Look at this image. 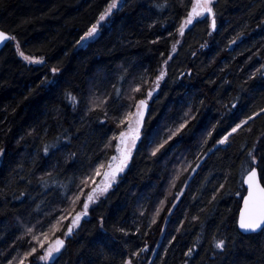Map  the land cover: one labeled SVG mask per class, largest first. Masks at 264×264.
<instances>
[{
    "label": "trees",
    "instance_id": "16d2710c",
    "mask_svg": "<svg viewBox=\"0 0 264 264\" xmlns=\"http://www.w3.org/2000/svg\"><path fill=\"white\" fill-rule=\"evenodd\" d=\"M109 2L0 0V30L15 35L25 55L44 61L24 60L16 41L0 53V147L5 150L0 157V264L28 250L25 226L36 225L38 231L37 220L47 223L45 214L58 215L57 209L69 207L62 202L65 189L60 185L74 190L90 163L103 158L107 164L115 154L116 141L107 149L104 145L121 129L111 119L100 124L102 114H85L83 104L74 108L66 94L110 92L113 85L126 92L141 75L154 79L176 41L177 54L148 102L141 139L127 168L106 195L90 205L56 264H123L127 254L143 247L148 251L133 258V264H264V232L243 235L238 229L246 194L241 163L247 158L241 149L246 153L257 139L262 141L257 147L264 146V115L244 126L251 131L242 129L230 137L231 147L217 145L221 150L215 155L208 151L225 129L264 108V0H214L216 30L210 27V16L199 17L183 37L177 28L194 0H121L123 6L101 21L99 35L84 46L78 44ZM190 107L196 119L152 156L155 144L148 138L161 142ZM213 127L201 149L206 131ZM32 129L36 131L28 135ZM67 136L72 137L70 144ZM54 143L57 147H50L45 156L43 146ZM70 153L79 159L75 167ZM180 155L187 161L200 155L205 162L186 189L181 185L188 173L181 175L157 222L149 226L157 199L168 193L173 161ZM225 173L227 183L217 192ZM181 190L184 195L168 215ZM141 209H147L143 216ZM194 215L200 221L192 220ZM121 227L127 235L117 231ZM213 236L226 240L223 255L213 256ZM190 247L191 258L185 255ZM29 260L47 264L35 256Z\"/></svg>",
    "mask_w": 264,
    "mask_h": 264
},
{
    "label": "snow or ice",
    "instance_id": "6c2138e0",
    "mask_svg": "<svg viewBox=\"0 0 264 264\" xmlns=\"http://www.w3.org/2000/svg\"><path fill=\"white\" fill-rule=\"evenodd\" d=\"M214 0H194L191 10L188 11L186 17L183 19L180 26L177 28V32L180 37L185 34V29L193 24V21L198 17H211L210 27L212 31L216 30V13L213 8ZM121 0H110L103 12L100 14L98 20L93 23L87 31L79 38L78 44L84 46L89 40L95 39L101 21L106 20L112 15L113 9L122 7ZM209 35L212 33L209 32ZM239 38V37H238ZM5 41H16V48L19 55L23 57L24 60L29 63H43L42 58H34L30 55H25L23 51H20V45L17 41L15 35H12L4 30H0V44H4ZM156 41H153L155 43ZM180 41L173 43L171 47L170 54L166 59L163 60L161 67L158 69L157 74L154 79L141 75L138 79V83H134L129 86V89L121 91L115 85L112 86V91H105L100 93L98 90H89V92L83 96L77 97L71 92L67 93V99L71 102L72 106L79 104L84 105L85 114H91L93 112H100L104 119L99 120L100 124H104L106 120L111 119L117 128H120L118 134L111 136L107 143H105L104 148L107 149L112 146V141H116L114 151L115 154L107 158V164L104 163L103 158L98 159L94 163H90V167L83 171L81 175L77 178L78 183H74V190L68 189L65 185H60L64 188L63 193V203H66L68 208L57 209L58 215L52 213L45 214L47 223L37 220V225H39V230L37 231L36 225L25 226L24 236L28 237L25 243L28 245V250L22 255L18 253L17 257H13L8 260L7 264H32L29 260L30 257H36L39 261L47 262V264H56V258L58 254L61 253L62 249L65 248V239L73 234L74 229L80 226V221L82 218L88 216L89 207L93 203H97L100 197L105 196L108 190L112 187L113 183L116 182L117 176L127 168L128 163L132 156V151L136 147V142L141 139V129L144 125L145 114L148 111V102L152 99L153 94L159 90L161 81H163L167 75L168 62L173 59V55L177 54V45ZM231 43L235 44L236 40H232ZM202 44L201 47H205ZM195 55V53H193ZM53 72L57 69L53 68ZM191 75V72L188 73ZM121 81L125 80V76L120 77ZM143 90V91H142ZM140 94V98L137 97ZM201 103H203L201 101ZM233 108L236 104L233 103ZM111 112V115H110ZM192 108L190 107L187 112L181 117V122L175 127V129L169 128L168 135L161 142H157L154 137H149L148 142L150 144H155V147L151 151L152 156H156L158 152L168 143L174 136L179 134L183 129H185L189 122L196 119L195 115H192ZM264 115V108L259 111L248 115L246 119H242L235 123L234 126H230L225 129L223 133H220L217 140L213 142V147L209 148L208 151L215 155L216 152L221 149L217 145H223L231 147L230 137H234L240 130L244 129L245 125H249L250 121H253L258 116ZM246 131H251L249 126ZM32 129L28 135H32L35 132ZM215 128L206 131L205 138L201 141L200 147L203 149L207 145V141L212 137ZM78 138V137H77ZM23 139V137H21ZM67 142L70 144L72 137H66ZM59 141V138H58ZM262 144L261 139H257L256 143L248 148L246 153L244 148L241 152L246 155V161L241 163V182L242 185H247L245 191L246 196L242 197L243 208L240 210L238 226L245 232L255 233L258 230L264 232V146L258 148L257 145ZM50 147L56 148L57 144L43 146V153L45 156L48 155ZM225 148V150H226ZM5 150L0 147V157H3ZM203 154V153H202ZM69 158L72 160L73 167L79 163V159L76 153H70ZM91 161V158H88ZM205 161L200 159V155L195 157L194 161H187V157L180 155L173 161V179L170 181V187L168 193L164 195V199L160 200L158 206L155 207L153 218L150 221V225L155 224L157 221L156 216L160 215V211L163 209L166 201L168 200V194L171 192L172 188L176 187V181L180 179L183 173H188L182 183V189L188 187V181L193 179L196 174V170L201 167ZM195 165V166H193ZM191 170V171H189ZM46 175L51 176V173H46ZM229 173H225L224 183H220L217 186L216 191L224 189L227 183ZM96 177H100L97 181ZM41 183L47 185V181L44 177L40 178ZM184 192L177 191L173 197V202L170 204L168 215H171V209L177 207V198L183 196ZM239 195V193H237ZM193 199H195L193 197ZM216 200V195L212 196V201ZM77 205H79V210H76ZM147 209H141L140 215L143 216ZM201 212L204 209L200 210ZM48 217H51L48 219ZM185 218H187L185 216ZM194 221H200L199 215H194L192 217ZM67 222L66 227L61 228ZM101 226H103V220L100 221ZM203 227L204 222H201ZM183 227V224L180 225ZM62 232L64 238L56 237L55 239L50 238V233L52 235L55 232ZM117 231L127 235L128 233L124 228H118ZM139 232V229H137ZM17 239H22V237H17ZM175 240V236L172 237ZM199 239V237L197 238ZM195 247V246H194ZM194 247L188 248L185 253L186 256L191 258L194 254ZM213 256L223 255L226 251V240L217 239L213 236L212 239ZM148 248L143 247L138 251L131 252L127 254V258L124 259L123 264H133V258H139L141 252H147Z\"/></svg>",
    "mask_w": 264,
    "mask_h": 264
},
{
    "label": "water",
    "instance_id": "95a60500",
    "mask_svg": "<svg viewBox=\"0 0 264 264\" xmlns=\"http://www.w3.org/2000/svg\"><path fill=\"white\" fill-rule=\"evenodd\" d=\"M10 42H11V41H5L4 44H0V53H1L2 50L8 45V43H10ZM148 110H149V106H148ZM147 113H148V111H147ZM147 113L145 114V117H146ZM144 120H145V118H144ZM0 168H1V161H0ZM244 187H245V189H246L247 185H244ZM246 195H247V193H246ZM246 195H245V196H246ZM242 208H243V201H242L241 209H242ZM241 209H240V210H241ZM238 219H239V217H238ZM238 229H239V232H240L241 234H243V235H252V234H257V233H260V232H261L260 230H258V231L255 232V233H252V232H245L243 229H240L239 226H238Z\"/></svg>",
    "mask_w": 264,
    "mask_h": 264
},
{
    "label": "rangeland",
    "instance_id": "374dc122",
    "mask_svg": "<svg viewBox=\"0 0 264 264\" xmlns=\"http://www.w3.org/2000/svg\"><path fill=\"white\" fill-rule=\"evenodd\" d=\"M206 16H207V15H206ZM198 18H199V17H198ZM98 35H99V30H98V32H97L96 37H97ZM91 40H92V39H91ZM89 41H90V40H89ZM136 144H137V142H136ZM133 150H134V149H133ZM132 152H133V151H132ZM119 177H120V175H119ZM167 192H168V190H167ZM156 199H157V197H156ZM156 199H155V200H156ZM160 200H162L161 197L157 199V201H156V203H155L156 206H158V203H159ZM156 206H155V207H156ZM58 233H60V232H59V231H58V232H55V234H54V235H51L50 238H51L52 236H53V239H55L56 237L64 238L63 236L58 235ZM68 238H69V237H68ZM68 238H67V239H68ZM67 239H65V240H67ZM14 262H15V261H14ZM26 262H27V261H26ZM15 264H16V262H15Z\"/></svg>",
    "mask_w": 264,
    "mask_h": 264
},
{
    "label": "bare ground",
    "instance_id": "6f19581e",
    "mask_svg": "<svg viewBox=\"0 0 264 264\" xmlns=\"http://www.w3.org/2000/svg\"><path fill=\"white\" fill-rule=\"evenodd\" d=\"M66 243V242H65ZM66 245V244H65ZM63 250V249H62Z\"/></svg>",
    "mask_w": 264,
    "mask_h": 264
}]
</instances>
